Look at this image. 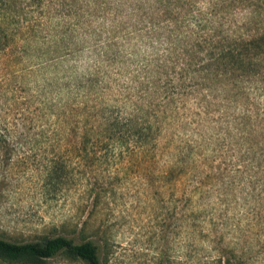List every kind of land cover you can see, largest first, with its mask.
Segmentation results:
<instances>
[{"label": "rangeland", "instance_id": "1", "mask_svg": "<svg viewBox=\"0 0 264 264\" xmlns=\"http://www.w3.org/2000/svg\"><path fill=\"white\" fill-rule=\"evenodd\" d=\"M51 1L48 7L57 17L52 24L62 36L57 41L62 49H81L82 40L91 38L92 28L107 29L111 22L100 13L91 19L90 0ZM100 1L117 18L119 0ZM222 1L229 5L223 13L231 29L246 34L264 25V6H258L264 0ZM254 5L261 23L248 22L238 28ZM26 21L29 27L22 36L27 38L19 40L11 52L13 59L20 60L18 80L24 86L18 94L19 111L0 125L5 138L0 142V237L93 239L102 247L104 264H209L217 254L235 255L238 264H264V186L251 160L248 128L238 124L230 106L179 110L149 157L128 156L127 150L115 156L108 150V160L79 162L68 151L76 141L61 147L58 157L71 169L62 176L61 185L49 191L42 188L43 167L54 152L41 149V142L28 141L40 130L26 134L24 129L41 114L33 110L41 107L37 106L41 103V8L28 13ZM170 43L162 36L153 46L161 51ZM82 52L80 62L74 53L68 54L47 74L62 84L81 75L88 64L86 49ZM170 56L174 59L175 54ZM76 65L72 75L71 67ZM259 102L264 105V97ZM12 117L20 121L17 129L7 122ZM170 163L178 165L167 173ZM44 264L81 263L56 257Z\"/></svg>", "mask_w": 264, "mask_h": 264}, {"label": "trees", "instance_id": "2", "mask_svg": "<svg viewBox=\"0 0 264 264\" xmlns=\"http://www.w3.org/2000/svg\"><path fill=\"white\" fill-rule=\"evenodd\" d=\"M51 2L0 0V125L19 111L18 94L24 88L18 80L20 60L13 59L12 49L27 38L22 36L29 27L26 15L41 8V54L37 53L41 56V103L37 106L41 107L33 109L41 114L24 129L26 134L40 130L28 136V141L41 142V149L54 152L43 167L42 188L49 191L61 185L62 176L71 169L58 157L61 147L76 141L68 151L79 162L108 160V150L115 156L123 150L128 156H153L152 149L169 120L195 105L205 109L230 106L236 112L234 119L248 128L251 160L264 186V105L259 102L264 97V25L246 34L231 29L223 13L229 5L222 0H208L205 5L203 0H119L117 18L107 3L90 0L87 14L91 19L95 13L106 15L105 21L111 20L108 28H92L91 38L82 40L81 49H62L57 45L62 36L52 24L57 17L48 7ZM255 5L248 8L238 28L248 22L261 23ZM258 6L263 8L264 1ZM162 36L171 45L160 51L153 44ZM83 49L88 64L81 75H73L77 65L70 70L73 78L63 84L47 74L68 54L74 53L80 62ZM12 120L7 122L17 129L20 121ZM1 130L0 142H5ZM177 165L168 164L167 173ZM101 248L93 239L75 242L64 235L25 241L0 237V264H44L56 257L104 264ZM209 264H238V260L235 255L217 254Z\"/></svg>", "mask_w": 264, "mask_h": 264}]
</instances>
